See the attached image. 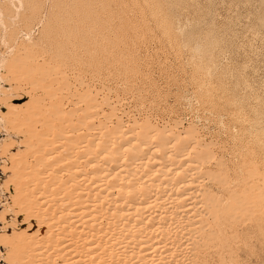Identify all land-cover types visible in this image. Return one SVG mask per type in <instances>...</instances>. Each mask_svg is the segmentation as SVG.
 I'll list each match as a JSON object with an SVG mask.
<instances>
[{
  "label": "rangeland",
  "instance_id": "obj_1",
  "mask_svg": "<svg viewBox=\"0 0 264 264\" xmlns=\"http://www.w3.org/2000/svg\"><path fill=\"white\" fill-rule=\"evenodd\" d=\"M85 90L110 94L123 122L147 118L174 132L193 128L206 151L211 148L203 169L222 166L227 185L237 186L244 199L246 171L255 169L254 212L243 210L238 223L233 219L236 226L225 222L226 245L211 247L206 261L264 264V0H0V264H18L20 257L10 249L23 229L12 205L11 166L20 155L33 166L35 155L48 153L41 137L54 141L51 150L64 144L61 135L82 121L84 103L75 96ZM38 110H54L53 129L44 119L52 112H40V126L30 120L36 136L46 134L33 139L30 131L35 155L23 154L30 151L22 143L29 137L9 123L20 111L26 127L27 113ZM26 128L20 129L29 134ZM36 143L47 150L36 154Z\"/></svg>",
  "mask_w": 264,
  "mask_h": 264
},
{
  "label": "bare ground",
  "instance_id": "obj_2",
  "mask_svg": "<svg viewBox=\"0 0 264 264\" xmlns=\"http://www.w3.org/2000/svg\"><path fill=\"white\" fill-rule=\"evenodd\" d=\"M85 91L82 97L75 96L84 103V107L81 102L74 103L82 107L78 108L82 113L77 110L82 121L74 116L79 128L71 123L69 134L64 131L68 136L60 134L64 144L53 150L54 141L46 144L48 141L41 137L46 133L36 136V123L30 120L40 121L41 115L49 116L51 112L52 117L54 110L45 114L38 110L39 115L31 111L33 117L27 113L28 118H24H31L29 128L34 125L30 130L26 128L29 123L24 127L18 118L22 110L7 115L9 121L15 115L9 125L15 124L17 133L31 139L22 141L28 150L35 144L30 145L32 132L36 136L33 139L41 137L47 141H42L45 145L36 143V154L44 146L50 147L47 154L41 152V157L35 155V147L31 149L38 158L33 166L19 153L16 155L21 162L11 166L12 178L16 180L12 205L19 219L17 225H23L21 232L16 233V241L10 244L12 255L20 256L18 264H209L206 257L210 248L216 249L223 242L226 245L224 224L229 222H225L232 220L230 224L236 226L243 210L249 215L255 210V169L246 171L249 198L244 199L237 186L227 185L221 164L219 172L203 169L208 161L203 159L211 158V148L206 151L207 145L197 140L193 128L174 132L175 127L160 128L147 118L141 123L136 119L123 122L115 110L118 97L113 100L117 103L114 105L109 93L99 97L97 90L96 95L88 92L92 90ZM99 92L102 95L105 91ZM54 108L58 111L60 104L55 107L54 103ZM76 109L72 110L74 115ZM49 117L44 118L46 122L43 119L46 124H41H49L46 128L50 130L54 120ZM72 124L77 126L73 131ZM20 128L32 132L27 134ZM31 150L20 153L30 154ZM57 163H61L60 169L54 167ZM46 164V169L41 168ZM206 180L212 184L207 185ZM4 246L5 257H12L6 243Z\"/></svg>",
  "mask_w": 264,
  "mask_h": 264
}]
</instances>
